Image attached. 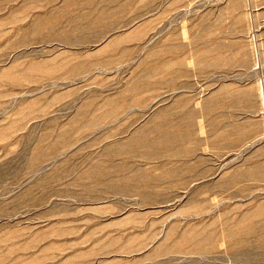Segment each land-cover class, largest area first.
Here are the masks:
<instances>
[{
    "label": "rangeland",
    "instance_id": "rangeland-1",
    "mask_svg": "<svg viewBox=\"0 0 264 264\" xmlns=\"http://www.w3.org/2000/svg\"><path fill=\"white\" fill-rule=\"evenodd\" d=\"M0 264H264V0H0Z\"/></svg>",
    "mask_w": 264,
    "mask_h": 264
},
{
    "label": "bare ground",
    "instance_id": "bare-ground-1",
    "mask_svg": "<svg viewBox=\"0 0 264 264\" xmlns=\"http://www.w3.org/2000/svg\"><path fill=\"white\" fill-rule=\"evenodd\" d=\"M262 96V95H261Z\"/></svg>",
    "mask_w": 264,
    "mask_h": 264
}]
</instances>
